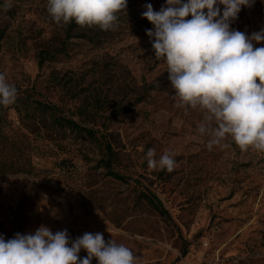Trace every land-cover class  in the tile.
Instances as JSON below:
<instances>
[{
  "label": "rangeland",
  "instance_id": "obj_1",
  "mask_svg": "<svg viewBox=\"0 0 264 264\" xmlns=\"http://www.w3.org/2000/svg\"><path fill=\"white\" fill-rule=\"evenodd\" d=\"M4 2L0 73L18 90L15 103L0 111L5 240L44 225L53 233L67 229L71 241L102 233L106 242L130 248L138 264H264V152L242 151L231 138L209 151V138L197 132L203 114L174 107L167 65L155 59L146 34L153 25L142 17L146 4L159 11L166 0H128L115 31L77 25L71 38L69 24L58 27L47 12L48 0H10L8 11ZM230 27L249 36L264 29V0L242 7ZM42 52L54 58L39 67ZM51 76L67 87L58 88ZM26 95L77 121L83 120L77 108L90 104L93 115L83 124L98 132L95 139L58 129L37 112L24 117L16 108ZM106 144L113 172L126 181L108 175ZM149 149L156 159L171 154L174 170L149 168ZM146 194L162 203L168 219Z\"/></svg>",
  "mask_w": 264,
  "mask_h": 264
},
{
  "label": "clouds",
  "instance_id": "obj_2",
  "mask_svg": "<svg viewBox=\"0 0 264 264\" xmlns=\"http://www.w3.org/2000/svg\"><path fill=\"white\" fill-rule=\"evenodd\" d=\"M128 0H48L47 12L58 27L71 22L81 27L98 26L115 31L117 13ZM254 0H166L154 11L146 4L142 17L153 29L146 30L156 60L167 65L174 90V107L199 110L203 118L197 132L207 136V148L226 146L231 140L242 150L264 152V29L250 36L231 29L242 7ZM220 5H223L221 10ZM10 0L2 5L12 8ZM206 10V11H205ZM191 17L187 19V17ZM17 88L0 73V105L17 99ZM154 149L146 153L148 167L171 173L176 161L165 152L156 159ZM87 252L80 258L81 250ZM138 264V257L124 244L102 233H84L71 241L67 229L55 233L41 225L34 234L16 233L5 240L0 234V264Z\"/></svg>",
  "mask_w": 264,
  "mask_h": 264
},
{
  "label": "trees",
  "instance_id": "obj_3",
  "mask_svg": "<svg viewBox=\"0 0 264 264\" xmlns=\"http://www.w3.org/2000/svg\"><path fill=\"white\" fill-rule=\"evenodd\" d=\"M77 24L75 23V21L71 22L68 25V28L66 30L67 32V38H71L72 37V32L73 30L76 28ZM54 56L51 55L48 52H42L40 54V60L38 63V66L41 67L43 65V62L46 60H51L53 59ZM51 81L53 84H55L58 88H65L67 87L66 82H63V80L61 78H58L57 76H51ZM71 93V92H69ZM71 98H76V94H68ZM25 101L23 102V108H16V111L18 113H24V117H28V116H33L34 114L33 112H37L40 116L44 115V116H49L51 118V123L54 127L58 128V129H66L72 133H76L78 135H83L85 137L91 138V139H95L96 137V133L94 130H92L91 128L85 126L83 123L86 120L91 119L90 115L92 114L93 111V107L90 106V104H83L81 105L79 108H77V112L76 114H78V116L82 117V121H77L73 118V114L68 115L65 112L59 110V108H57V106L55 105H51V104H47L45 102H40L37 100H32V96L30 95H26L25 96ZM143 99V96H139L136 100V103L140 102ZM91 100H92V104L98 105L99 98L98 95H96L95 93L91 94ZM92 105V106H95ZM1 106L0 105V111H1ZM126 111H131L133 108L130 107H126L125 108ZM32 111V114L29 115V113ZM124 110L118 105L117 106V113H121ZM0 118H1V114H0ZM106 151H108V157L105 161V167L107 170V173L109 176H111L112 178L119 180V181H126L125 178L119 176L118 174L114 173L112 170V165H113V157H112V152H111V147L106 144ZM143 197L145 198V200L147 201V203L153 208L154 211H156L160 216H162L165 219L169 218V214L168 212L165 210V208L163 207L162 203L154 196L151 194H146L143 195ZM185 255V252H184Z\"/></svg>",
  "mask_w": 264,
  "mask_h": 264
}]
</instances>
